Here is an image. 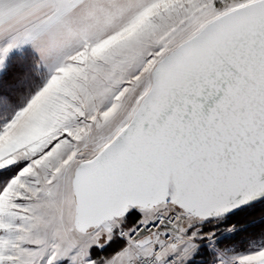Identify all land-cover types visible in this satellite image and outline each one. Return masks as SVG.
Wrapping results in <instances>:
<instances>
[{
	"label": "snow or ice",
	"instance_id": "6c2138e0",
	"mask_svg": "<svg viewBox=\"0 0 264 264\" xmlns=\"http://www.w3.org/2000/svg\"><path fill=\"white\" fill-rule=\"evenodd\" d=\"M0 264H264V0H0Z\"/></svg>",
	"mask_w": 264,
	"mask_h": 264
},
{
	"label": "crops",
	"instance_id": "0c3cea01",
	"mask_svg": "<svg viewBox=\"0 0 264 264\" xmlns=\"http://www.w3.org/2000/svg\"><path fill=\"white\" fill-rule=\"evenodd\" d=\"M13 2H16V0H13Z\"/></svg>",
	"mask_w": 264,
	"mask_h": 264
}]
</instances>
